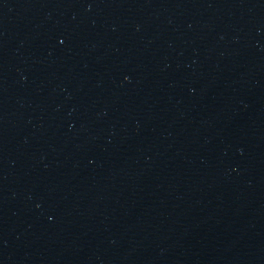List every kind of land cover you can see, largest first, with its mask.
<instances>
[{
  "label": "water",
  "instance_id": "obj_1",
  "mask_svg": "<svg viewBox=\"0 0 264 264\" xmlns=\"http://www.w3.org/2000/svg\"><path fill=\"white\" fill-rule=\"evenodd\" d=\"M0 264H264V0H0Z\"/></svg>",
  "mask_w": 264,
  "mask_h": 264
}]
</instances>
